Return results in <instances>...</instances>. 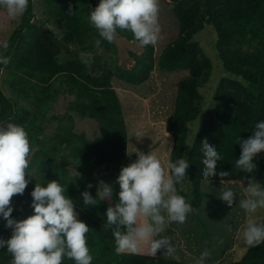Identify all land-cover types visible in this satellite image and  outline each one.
<instances>
[{
    "label": "trees",
    "instance_id": "16d2710c",
    "mask_svg": "<svg viewBox=\"0 0 264 264\" xmlns=\"http://www.w3.org/2000/svg\"><path fill=\"white\" fill-rule=\"evenodd\" d=\"M163 1L178 21L179 37L156 59L155 46H141L130 31L118 30L116 40L141 46V54L130 53L134 60L130 68L120 65L116 59L111 63L105 57L117 53L116 40L113 43L103 40L89 22V14L99 0H44L47 18L44 25L33 22L35 3L29 0L28 9L9 40L0 39V45H8L0 52L9 61L6 65L0 64V125L11 123L26 129L30 140V169L34 174V177L26 176L31 182L25 194L13 197L16 206L13 216L24 219L32 214L30 193L36 183L46 185L47 181L59 180L77 203L80 219L90 227L86 238L92 264H188L143 252L116 253L112 229L106 226L104 214L118 199V184L112 186L114 192L110 199L102 202L98 198L99 204L83 207V191L88 190L97 197L92 175H108L116 181L121 167L136 158L135 154L131 157L127 154L128 127L114 80L140 86L150 81L157 68L164 73L189 72L177 85L174 110L167 119L166 131L174 139L170 158L189 163V178L177 186V191L193 208L194 218L199 217L204 199L197 183L215 184L222 180L235 183L245 181L246 175H254L264 187V154L256 157L257 169L252 174L243 173L235 166L241 152L240 139H248L255 123L264 119V0ZM207 26L216 32V49L226 73L234 76L219 81L213 92V106L206 104L200 91L208 81L206 77L212 74L213 61L205 55L201 44L193 41ZM65 50L77 51L79 59L65 61ZM81 53L91 55L93 62L81 63ZM4 82L9 83L11 95L3 91ZM63 94L73 100L64 114L53 113ZM203 111L204 120L195 134L194 124ZM76 117L94 121L100 126V135L91 140L85 134L76 133ZM52 123L57 129L47 135L45 128ZM205 141L216 146L222 156L217 172L227 171L228 176L203 179L202 144ZM62 155L69 160H62ZM69 164L86 170L90 177H71ZM5 223L0 220V237L8 239L11 230L5 228ZM10 262L7 248L0 249V264ZM62 264L75 262L65 258ZM230 264H264V243L249 247L240 261Z\"/></svg>",
    "mask_w": 264,
    "mask_h": 264
},
{
    "label": "clouds",
    "instance_id": "9594fccd",
    "mask_svg": "<svg viewBox=\"0 0 264 264\" xmlns=\"http://www.w3.org/2000/svg\"><path fill=\"white\" fill-rule=\"evenodd\" d=\"M28 5L29 0H0V7L6 9L12 18L23 15ZM159 12V0H99L88 19L99 37L108 43L116 40L118 30H127L141 46H155L161 31ZM96 43L99 45L100 40ZM7 47L6 43L0 45V49ZM93 59L86 53L80 55L83 64H89ZM8 62L0 52V64ZM135 135L139 138L142 132L137 131ZM239 144L241 152L235 166L243 173L252 174L257 169L256 157L264 154V119L256 122L252 135L248 139H240ZM202 149L203 179L228 176L227 171L217 172L218 162L222 161L217 147L205 141ZM133 154L136 158L121 167L116 179L118 199L104 214L106 226L112 229L115 251L117 254H135L142 245H147L153 257L160 252L165 254V258L173 257L177 247L172 246V241L155 237L167 226L185 225L193 212L177 191V186L189 178V163L174 161L170 157L162 163L151 150L145 153L135 148ZM26 176L34 177L30 169V140L26 129L11 123L0 125V220L5 221V228L11 230L10 238L0 237V249L7 248L11 255L10 264H62L65 258L75 264H92L93 256L86 238L90 227L80 219L77 203L59 180L47 181L46 185L36 183L30 193L32 214L24 219L13 216L16 210L13 197L23 196L31 182ZM244 180L247 186H244V181L240 184L245 198L239 200L238 206L248 219L240 239L251 248L264 243V223L251 219L258 210L264 209V187L254 175H246ZM224 183L222 180L221 184ZM92 187L91 183L88 184L89 189ZM113 192L109 184L100 181L96 198L88 190L81 193L83 207L99 204L98 198L110 199ZM217 197L230 208L237 202V193L228 187L222 188ZM209 256L210 252L204 250L195 264H206Z\"/></svg>",
    "mask_w": 264,
    "mask_h": 264
},
{
    "label": "rangeland",
    "instance_id": "374dc122",
    "mask_svg": "<svg viewBox=\"0 0 264 264\" xmlns=\"http://www.w3.org/2000/svg\"><path fill=\"white\" fill-rule=\"evenodd\" d=\"M34 3L35 18L33 22L44 25L47 22L46 14L44 13V0H34ZM159 7V25L161 31L158 43L155 45L156 59L161 56L169 45L176 42L179 37L178 21L170 12L166 1L159 0ZM20 18L21 16L15 18L9 17L6 9L0 7L1 40H9L18 26ZM52 27L54 26L52 25ZM47 28L51 29L48 25ZM193 41L200 43L205 55L213 61L212 74L206 77L208 81L203 83L200 90L206 104L213 106V92L217 88L219 81L222 78H234V76L226 73L224 69L223 62L219 58L216 49L217 35L211 26H207L203 32L194 36ZM116 43L117 53L106 54L105 57H109L110 62L116 59L120 65L130 68L134 64L130 53L141 54V46L122 39H117ZM76 52L71 53L65 50L64 60L79 59ZM100 54L104 55L103 53ZM188 76V71L181 70L173 73H164L157 68L152 74L150 81L140 86H129L118 80L113 81V85L122 100L126 116L129 135V155H134L135 148L145 153L151 150L157 154L162 163L171 156L174 139L166 131V122L174 110L175 98L178 92L177 85ZM8 85L9 83L4 82L2 88L7 95H11ZM72 100V97L63 94L52 112L64 114ZM204 117L205 113L203 111L194 124L195 134L200 128ZM56 129V124H47L45 128L46 134L52 135ZM74 131L78 134H85L89 139L94 140L100 135V126L89 119L82 120L76 117ZM137 131L142 132V136L139 138L135 135ZM61 159L69 160L67 156L63 155ZM67 169L73 178L90 177L86 170H80L73 164H69ZM106 176L103 174L91 176L96 181L97 191L100 181L109 184L111 187L116 183L114 177ZM197 186L204 196L199 217L194 218V214H191L187 218L185 225L167 226L163 233L155 237L156 239H170L172 246L177 247L176 254L167 259L195 264V260L200 257V254L204 250H208L210 256L207 258L206 264H230L240 261L249 248L240 239V233L248 219L245 211L238 206L239 200L245 198L243 187L240 182H225L223 185L221 183H197ZM244 186H247V181H244ZM224 187L231 188L237 193V202L234 203L232 208L228 207L226 203L217 197ZM100 200L105 202L106 198H100ZM263 217L264 209L258 210L251 219L257 223H261ZM139 252L149 253L148 246L142 245L137 253ZM122 254H127V252ZM157 255L165 258L163 252Z\"/></svg>",
    "mask_w": 264,
    "mask_h": 264
}]
</instances>
